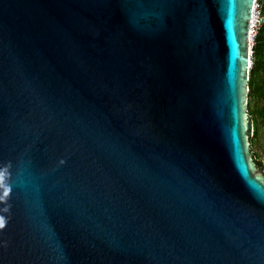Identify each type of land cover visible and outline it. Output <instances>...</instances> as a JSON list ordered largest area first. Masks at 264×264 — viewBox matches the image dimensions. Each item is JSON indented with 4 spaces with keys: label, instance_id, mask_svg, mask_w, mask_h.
Wrapping results in <instances>:
<instances>
[{
    "label": "water",
    "instance_id": "1",
    "mask_svg": "<svg viewBox=\"0 0 264 264\" xmlns=\"http://www.w3.org/2000/svg\"><path fill=\"white\" fill-rule=\"evenodd\" d=\"M253 0H0V264H264Z\"/></svg>",
    "mask_w": 264,
    "mask_h": 264
},
{
    "label": "trees",
    "instance_id": "2",
    "mask_svg": "<svg viewBox=\"0 0 264 264\" xmlns=\"http://www.w3.org/2000/svg\"><path fill=\"white\" fill-rule=\"evenodd\" d=\"M264 13V0L261 1ZM247 97L264 100V24L259 29L252 47L251 69L247 79ZM247 117L249 111H246ZM259 118L264 116V106L257 108ZM263 122V120H262Z\"/></svg>",
    "mask_w": 264,
    "mask_h": 264
},
{
    "label": "built area",
    "instance_id": "3",
    "mask_svg": "<svg viewBox=\"0 0 264 264\" xmlns=\"http://www.w3.org/2000/svg\"><path fill=\"white\" fill-rule=\"evenodd\" d=\"M262 0H253L251 12H250V18L248 21V32H247V43H248V60H249V69L251 67V53H252V47L254 45V39L261 28V26L264 24V13L262 11Z\"/></svg>",
    "mask_w": 264,
    "mask_h": 264
},
{
    "label": "rangeland",
    "instance_id": "4",
    "mask_svg": "<svg viewBox=\"0 0 264 264\" xmlns=\"http://www.w3.org/2000/svg\"><path fill=\"white\" fill-rule=\"evenodd\" d=\"M252 101L253 100L251 97L250 98L247 96L245 97L243 108L245 110L246 116H247L246 111H249ZM248 148H249V153L251 154V159L253 157L256 161H259L262 166H264V135L260 129L258 130V133L254 139L252 138L250 139L249 136Z\"/></svg>",
    "mask_w": 264,
    "mask_h": 264
},
{
    "label": "flooded vegetation",
    "instance_id": "5",
    "mask_svg": "<svg viewBox=\"0 0 264 264\" xmlns=\"http://www.w3.org/2000/svg\"><path fill=\"white\" fill-rule=\"evenodd\" d=\"M251 69V67H250ZM252 98V103L251 106L249 108V115H248V122L250 124V139H254L258 133V130L260 129L264 135V116L262 118H259V116L257 115V108H259V106H264V100H260V99H255L254 97ZM263 120V122H262ZM253 161H255L256 163H258L261 167L264 168V166L261 165V163L259 161H256L253 157H252Z\"/></svg>",
    "mask_w": 264,
    "mask_h": 264
}]
</instances>
